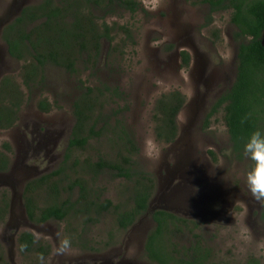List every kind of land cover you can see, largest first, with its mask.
Here are the masks:
<instances>
[{
  "label": "rangeland",
  "instance_id": "1",
  "mask_svg": "<svg viewBox=\"0 0 264 264\" xmlns=\"http://www.w3.org/2000/svg\"><path fill=\"white\" fill-rule=\"evenodd\" d=\"M137 1L140 9L136 13L116 5L107 9L113 14L109 12L110 16L103 19L109 30L113 29V41H101L98 64L83 55L75 73L49 66L43 84L28 90L23 84L24 63L9 55L2 31L16 21L25 5H37L43 0H0V81L9 78L11 83L22 87L23 100L14 126L0 128V152L9 159L8 171L0 174V208L3 202L9 204L6 218L0 220V246L10 264H150L143 251L147 235L155 226L152 214L158 210L192 220L198 226L173 237L180 252L194 244L198 235L205 250L212 252L213 264L257 261L264 264V220L260 218L264 201L253 199L243 176L252 162L245 156L240 159L232 154L223 109L206 122L211 107L208 104L206 109L202 107L207 95L205 100L213 104L216 96L224 94L230 80H224L223 75L230 77L234 73L236 45L225 33L230 17L213 16V25L205 30L202 6L184 0ZM104 10L94 13L103 15ZM182 24L187 25L190 39L197 38L195 44L200 47L204 61L211 60V69L219 71L206 88L183 67L181 55H176V51L185 48L176 49L177 35L172 33L180 30ZM220 31L222 38L215 39L212 33ZM206 72L208 77L211 71ZM98 88L105 89L106 102L102 100L104 109L96 110L94 117L104 115L109 127L75 156L93 161L99 157L119 159L126 150L119 143L116 130L120 124L125 125L139 149L133 159L139 178L143 174L156 183L149 211L129 230L118 228L114 212H107L88 224L83 217L37 224L28 216L24 190L62 167L76 124L74 103L89 89L93 95L97 94ZM174 91L183 94L186 105L177 118L176 142L166 144L156 139V105L160 97ZM41 100L50 102L49 113L38 108ZM5 145L10 149H4ZM67 174L74 180L80 172ZM52 184L51 179L35 189L28 196L30 204L38 209L51 205ZM97 184L99 192L93 196L115 205L131 204L130 198L137 188L133 182L114 179L109 171L98 177ZM68 196L61 193L60 199ZM78 196L76 188L72 200L76 201ZM22 232L32 233L49 247V255L23 256L18 248V236Z\"/></svg>",
  "mask_w": 264,
  "mask_h": 264
},
{
  "label": "trees",
  "instance_id": "2",
  "mask_svg": "<svg viewBox=\"0 0 264 264\" xmlns=\"http://www.w3.org/2000/svg\"><path fill=\"white\" fill-rule=\"evenodd\" d=\"M210 3L212 11L234 7L236 18L233 20L242 30V35L254 36L250 43H241L239 46V67L237 78L226 94L218 100L208 115L209 119L225 106V122L227 124L232 152L243 159V146L249 135L255 130L264 131V44L262 32L264 31V0H203ZM228 2V3H226ZM116 5L118 8L135 13L140 9L137 0H43L42 3L26 7L17 21L5 31L4 39L8 45L10 56L24 63L22 77L23 84L28 90L40 83L43 84L47 67H63L75 73V66L83 55L94 63H99L103 43L100 40L113 41L109 26L105 23L104 31L100 33L86 18L93 16V10H104L106 14H113L109 7ZM110 12V13H109ZM244 14V19L240 15ZM34 25L27 31L26 22ZM24 23V26H22ZM38 23V24H37ZM22 26V27H21ZM238 33L237 35H241ZM13 35V36H12ZM15 37V40H11ZM184 65H189V56L182 55ZM41 80V81H39ZM9 78H5L0 86V128L9 129L14 126L19 118L23 103L20 90ZM105 90L104 88H102ZM102 90V91H103ZM93 95L89 89L74 103L76 124L65 152L64 162L60 169L52 174L44 175L34 183H30L24 190L27 199L28 216L37 224L49 221H69L71 218L83 217L85 224L99 220L102 215L114 212L116 223L121 230L131 229L136 222L148 211L150 199L156 189L155 180L151 177L140 175L134 165L133 159L139 154V149L131 131L120 124L116 133L118 141L124 146V154L119 159L112 160L99 157L92 159H77V151L85 150L90 141L97 139L109 127V121L100 114L95 116L96 110L104 109L106 102L102 92ZM115 95V94H113ZM185 104V97L179 91L165 94L157 102L155 114V133L159 142L171 144L178 137L177 118ZM38 108L44 112L51 111L48 100L39 101ZM102 127H99V125ZM115 131V130H114ZM4 149H10L5 145ZM127 153V154H125ZM9 168V159L5 153L0 152V173ZM68 171H79L76 179H71ZM106 171L114 179H125L133 182L137 187L132 194L128 206L114 204L110 200H100L93 196L97 189L98 177ZM87 176H93L91 180ZM58 179L54 182V178ZM52 179L53 203L45 208L38 209L30 202L35 189L43 187ZM79 189L76 201L72 200L74 190ZM61 193L69 196L61 200ZM129 201V202H130ZM9 204L3 202L0 208V220L4 221ZM39 210V213H37ZM94 216V217H93ZM157 227L147 237L145 249L147 256L155 264H207L210 252H195L193 255H174L168 248L178 246L173 242V236L181 233L183 227H189L188 221L179 218L167 211H155L152 214ZM264 220V212L262 213ZM173 226V229L171 228ZM199 246V245H197ZM18 248L23 256L47 257L49 247L44 246L30 232H22L18 236ZM186 249V247H183ZM201 249V248H200ZM177 256V257H176ZM188 258V260H186ZM0 264H10L5 258L0 246ZM251 264V263H249ZM252 264H259L258 261Z\"/></svg>",
  "mask_w": 264,
  "mask_h": 264
},
{
  "label": "flooded vegetation",
  "instance_id": "3",
  "mask_svg": "<svg viewBox=\"0 0 264 264\" xmlns=\"http://www.w3.org/2000/svg\"><path fill=\"white\" fill-rule=\"evenodd\" d=\"M185 2H187V3H191V4H193V5H198V6H202V7H204V9H205V13H204V21H205V24H204V26H203V28L206 30V29H209L213 24H212V22H213V16H217V15H219V16H223V15H225V14H227L230 18H229V23L226 25V27H225V33H226V35H228L229 36V39H230V42L231 43H233V44H235L236 46H235V54H234V57H233V63H234V65H235V68H234V73H233V76L232 75H230L229 74V76L230 77H228L227 75H223V79L224 80H226V81H228V80H230V83H229V86H225V89H226V87H227V89L223 92L224 94H221L218 98H216L215 97V102L212 104H209L208 103V101H206L205 100V98L207 97V96H209V95H207L204 99H203V103H202V107H203V109H206L205 108V106H208V105H210V107H211V109L213 108V106H214V104L218 101V100H220L225 94H226V92L228 91V90H230L231 89V87L233 86V84H234V82H235V80H236V78H237V74H238V67H239V59H238V55H239V46H240V44L241 43H250L253 39H254V36H252V35H250V34H248V36H246V35H242L241 33H242V30L239 28V26L233 21L235 18H236V10H235V8L234 7H229V8H225V9H222V10H218V11H212V9H211V5H210V3H208V2H206V3H202V1L203 0H184ZM226 3H228V2H226ZM34 6L33 4H27V5H25V7L24 8H26V7H30V6ZM38 5V4H37ZM24 8H23V10H24ZM21 9V8H20ZM20 9H19V11H20ZM23 10H22V12H23ZM94 11L95 10H93V16L90 18L89 16L86 18V20L89 22V23H92L93 25H94V27L95 28H98V30H100L101 31V29H104V25H105V22H104V19H103V17H105V19L107 18V17H109L110 15H108V14H106V13H104L103 15H99V16H97L95 13H94ZM22 12L19 14V16H17L15 19H16V21H17V19L21 16V14H22ZM136 13V12H135ZM240 18L241 19H244V14H242V15H240ZM16 21H13L11 24H13V23H15ZM11 24H9L6 28H5V30L4 31H2V39H3V41L6 43V45H7V42H6V40L4 39V35H5V31H6V29H8V27L11 25ZM35 25V24H34ZM22 26H24V23H23V25ZM21 26V27H22ZM25 26H26V28H27V31L29 32V27H31L29 24H28V21L26 22V24H25ZM180 27V30H175L173 33H172V35L173 34H176L177 35V38L174 40V42L175 43H177L176 44V49L178 50L179 48H181V47H184L185 49H179V51H176V55H177V57L179 56V55H181V62H182V64H183V67L184 68H186V69H188V70H190L191 71V73H192V76L195 78V79H198L197 80V83L199 84V85H203V87H205L206 85H208L209 83H210V81L211 80H215V77H216V75L217 74H219V71L218 70H216V68H215V70H213V69H211V66H213V63H212V61L211 60H209L207 63L204 61V59H203V57H202V53L200 52V47L198 46V45H196L195 43H196V37L195 36H192L191 37V39H190V37L188 36V33H187V25H185V24H182V25H180L179 26ZM234 29V30H233ZM238 33H240L241 35H237ZM13 36V35H12ZM212 36L215 38V39H221L222 38V32L220 31L219 32V34H218V32H214V33H212ZM11 40H12V38H10ZM106 39H102V40H100V41H105ZM200 41H202L201 39H200ZM261 42L262 43H264V31L262 32V40H261ZM7 50H8V45H7ZM8 53H9V51H8ZM183 54H186V55H188L189 56V65L188 66H185L184 65V58H183ZM10 55V54H9ZM210 69V71H211V74L208 76V77H206V71H208ZM5 79V77H3L2 79H1V81H0V86H1V84H2V82H3V80ZM198 88H200V87H198ZM206 88V87H205ZM207 94V90H206V92H205V95ZM208 104V105H207ZM185 105H186V102H185V104H184V106H183V108H182V110L184 109V107H185ZM225 104L223 105V106H221V107H219L218 108V111L215 113V114H217L221 109H223V111H224V109H225ZM208 109V108H207ZM181 110V111H182ZM210 112H211V110H210ZM209 112V113H210ZM209 113L207 114V118H208V115H209ZM215 114H213V116L215 115ZM224 117H225V111H224ZM207 118H206V122H207ZM210 120V119H209ZM224 121H225V119H224ZM209 122V121H208ZM225 124H226V122H225ZM226 126H227V124H226ZM176 142V140L173 142V144ZM172 144V143H171ZM231 149H232V145H231ZM232 154L236 157V158H238L237 157V155L236 154H234L233 152H232ZM8 171V170H7ZM6 171V172H7ZM6 172H3V173H6ZM55 172V171H54ZM54 172H52V173H54ZM52 173H50V174H52ZM1 174V173H0ZM161 211H166V210H161ZM168 212V211H167ZM264 212V209L262 210V212H261V215H260V218L262 219V213ZM173 214V213H172ZM175 215V214H174ZM177 216V215H176ZM177 217H179V216H177ZM179 218H182V217H179ZM152 219H153V217H152ZM183 219H185V218H183ZM187 221H188V225H189V227H183V229H182V232L181 233H183V232H186V231H191L194 227H196V228H198V226L196 225V223L194 222V221H192V220H188V219H186ZM153 222H154V224H155V226H154V229L157 227V223L154 221V219H153ZM171 228L173 229V226H171ZM153 229V230H154ZM153 230H151L149 233H148V235H147V237L150 235V233L153 231ZM181 233H177V234H181ZM176 234V235H177ZM174 237V236H173ZM195 238H196V241H195V243L194 244H192L190 247H186V249H183L182 250V252H180V249L178 248V250H175V247H172V248H168V252L169 253H172V254H174V255H182V256H185V254H188V255H193L195 252H199V250L201 251V252H203V253H206V251H209L210 252V258H209V262L207 263V264H213L212 263V259H213V255H212V252L210 251V250H205V246H203L201 243H200V237L198 236V235H195ZM147 240V239H146ZM173 242H174V240H173ZM175 244V243H174ZM145 245H146V242H145ZM176 245V244H175ZM197 245H199V246H197ZM201 248V249H200ZM143 255L145 256V258L147 259V261L150 263V264H155L154 262H152L150 259H149V257L147 256V250L145 249V247H144V251H143ZM177 257V256H176ZM186 260H188V258H186Z\"/></svg>",
  "mask_w": 264,
  "mask_h": 264
},
{
  "label": "clouds",
  "instance_id": "4",
  "mask_svg": "<svg viewBox=\"0 0 264 264\" xmlns=\"http://www.w3.org/2000/svg\"><path fill=\"white\" fill-rule=\"evenodd\" d=\"M251 166L244 173V182L253 199L264 201V131H253L243 146ZM67 245V241H65Z\"/></svg>",
  "mask_w": 264,
  "mask_h": 264
},
{
  "label": "water",
  "instance_id": "5",
  "mask_svg": "<svg viewBox=\"0 0 264 264\" xmlns=\"http://www.w3.org/2000/svg\"><path fill=\"white\" fill-rule=\"evenodd\" d=\"M264 44V43H263Z\"/></svg>",
  "mask_w": 264,
  "mask_h": 264
}]
</instances>
